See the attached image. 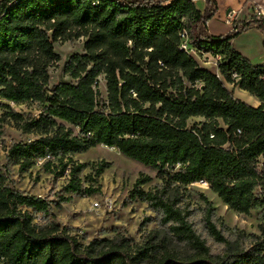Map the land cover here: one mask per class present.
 <instances>
[{"label":"trees","instance_id":"1","mask_svg":"<svg viewBox=\"0 0 264 264\" xmlns=\"http://www.w3.org/2000/svg\"><path fill=\"white\" fill-rule=\"evenodd\" d=\"M204 1L200 13L188 0H0V126L10 121L33 137L6 149L0 171V264H264L263 227L248 248L212 255L179 206V189L199 180L237 214L264 205V62L252 66L231 46L246 30L264 32V16L252 13L214 37L205 30L214 9ZM183 32L197 55L220 56L218 76L180 47ZM79 39L81 54L63 66L71 81L49 86V68L59 61L54 45ZM99 76L104 100L94 90ZM226 84L258 106L234 99ZM10 104L41 111L22 114ZM191 118L202 121L187 127ZM96 146L152 169L164 183L144 192L150 178L139 175L128 192L156 215L162 238L153 230L139 245L121 236L81 244L54 223H34L51 202L14 190L10 168L23 173L46 160L50 172L55 159L56 176L69 177L64 191L89 197L97 189L82 185L85 165L72 156ZM106 167L97 165L90 182ZM202 202L207 234L226 243ZM170 241L191 255L179 258Z\"/></svg>","mask_w":264,"mask_h":264},{"label":"rangeland","instance_id":"2","mask_svg":"<svg viewBox=\"0 0 264 264\" xmlns=\"http://www.w3.org/2000/svg\"><path fill=\"white\" fill-rule=\"evenodd\" d=\"M82 43L83 40L79 39L54 45L59 61L49 68V86L71 81L63 73V66L72 55L81 54ZM194 57L200 67L214 72L213 65L203 64L196 56ZM226 89L232 90L231 85H226ZM94 90L99 99H105L102 76L96 78ZM3 104L5 102L0 100V116L4 111L1 107ZM10 107L15 112L31 113L34 116L41 111V107L36 104L20 106L10 104ZM201 121L200 118H191L186 121V126L190 127ZM32 139L31 135L22 134L10 121L1 124L0 171L2 173L5 172L6 149L13 143L28 142ZM45 161H37L27 172L21 173L17 167H11L8 172L9 184L14 190L51 202L48 215L33 214L35 224L45 226L54 223L70 235L77 237L81 244H86L93 239L110 240L121 236L139 245L153 230L159 232V238L163 237V229L158 224L156 215L147 208L146 204L128 199V192L139 175L150 178L147 184L141 186L144 192L153 191L155 188L160 189L164 185L156 178V173L152 169L123 157L115 150L96 146L85 153L72 156L74 163L85 165L79 175L82 185L84 187L93 185V188L97 189V192L89 197H80L64 191L69 177L67 172L64 176H56L55 168L58 167V162L55 159L52 160L53 168L49 172L44 167ZM100 163H106L107 167L94 182H90L94 168ZM178 196L180 197L179 206L188 213L187 220L192 229L204 241L212 255H222L248 248L252 236L260 235L259 227L264 228V205L249 211L247 215L237 214L228 210L216 195L208 190V187L194 184L184 189L180 188ZM202 197L209 203L212 209V222L220 230L226 243L216 242L207 234L204 226L205 204L202 202ZM61 199L68 200L61 201ZM95 202L98 203V207L92 206ZM168 249L182 259L189 257L192 253L183 244L173 241L168 243Z\"/></svg>","mask_w":264,"mask_h":264},{"label":"crops","instance_id":"3","mask_svg":"<svg viewBox=\"0 0 264 264\" xmlns=\"http://www.w3.org/2000/svg\"><path fill=\"white\" fill-rule=\"evenodd\" d=\"M210 8L214 9L213 16L205 23V30L210 36H221L227 34L234 21L242 20L252 13H260L264 16V0H210ZM195 8L202 13L206 7L204 0L192 2ZM234 11L232 22L226 21V13ZM264 32L251 28L239 34L231 40L232 49L246 59L252 66H260L264 62L263 50ZM211 72V71H210ZM214 73L218 76L217 69ZM225 84V83H224ZM228 85V84H226ZM225 85V86H226ZM229 92L232 97L250 107H257L258 101L248 93L231 85Z\"/></svg>","mask_w":264,"mask_h":264},{"label":"built area","instance_id":"4","mask_svg":"<svg viewBox=\"0 0 264 264\" xmlns=\"http://www.w3.org/2000/svg\"><path fill=\"white\" fill-rule=\"evenodd\" d=\"M190 2H195L196 0H188ZM226 21L227 22H232L233 18H234V11H228L226 13ZM181 43H180V47L186 51L188 54H191L193 57L196 56L199 60L202 61L203 64H211L214 66L215 69H217V64L220 62L221 58L220 56H209L207 54H201V55H197L193 49L190 47L189 42L187 37L185 36V33L183 32L181 35ZM209 57V60H207V58ZM195 58V57H194ZM196 60V59H195ZM197 62V61H196ZM198 63V62H197ZM233 77H235V75H232ZM49 157H47L46 159H48ZM43 161V160H38V162ZM193 185V184H191ZM194 185L197 186H203V187H207V184L203 181V180H199L198 182L194 183ZM93 207H98V203H93L92 205Z\"/></svg>","mask_w":264,"mask_h":264}]
</instances>
